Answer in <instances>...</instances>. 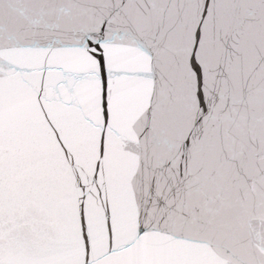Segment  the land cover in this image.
<instances>
[{
	"label": "snow or ice",
	"instance_id": "6c2138e0",
	"mask_svg": "<svg viewBox=\"0 0 264 264\" xmlns=\"http://www.w3.org/2000/svg\"><path fill=\"white\" fill-rule=\"evenodd\" d=\"M0 264H264V0H0Z\"/></svg>",
	"mask_w": 264,
	"mask_h": 264
}]
</instances>
